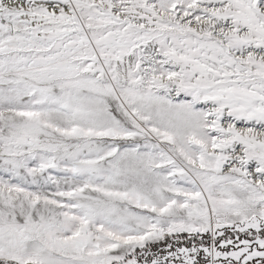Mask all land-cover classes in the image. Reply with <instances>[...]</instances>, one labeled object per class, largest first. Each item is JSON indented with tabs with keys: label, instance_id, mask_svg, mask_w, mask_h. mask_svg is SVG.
Wrapping results in <instances>:
<instances>
[{
	"label": "snow or ice",
	"instance_id": "obj_1",
	"mask_svg": "<svg viewBox=\"0 0 264 264\" xmlns=\"http://www.w3.org/2000/svg\"><path fill=\"white\" fill-rule=\"evenodd\" d=\"M0 264H264V0H0Z\"/></svg>",
	"mask_w": 264,
	"mask_h": 264
}]
</instances>
